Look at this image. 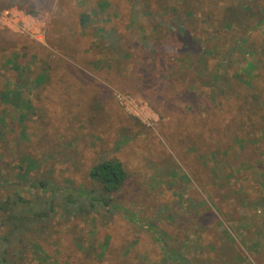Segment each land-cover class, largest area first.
<instances>
[{
    "label": "rangeland",
    "instance_id": "obj_1",
    "mask_svg": "<svg viewBox=\"0 0 264 264\" xmlns=\"http://www.w3.org/2000/svg\"><path fill=\"white\" fill-rule=\"evenodd\" d=\"M263 77L264 0H0V202L49 214L7 255L264 264ZM105 160L113 203L68 219L54 191L100 196Z\"/></svg>",
    "mask_w": 264,
    "mask_h": 264
},
{
    "label": "trees",
    "instance_id": "obj_2",
    "mask_svg": "<svg viewBox=\"0 0 264 264\" xmlns=\"http://www.w3.org/2000/svg\"><path fill=\"white\" fill-rule=\"evenodd\" d=\"M86 19L83 20L85 23ZM264 80V77H263ZM125 170L123 165L120 164L117 160H105L94 165L90 172V177L102 187V193L100 196H95V193L87 191L85 188L79 189H62L58 188L54 191V203L58 205V209H61L63 215L68 219L72 216H87L91 214V211L96 210V206L101 205L102 208H108L113 203V199L110 198V195L118 191L124 180H125ZM2 177L0 169V178ZM3 181L0 182V185ZM45 183L37 184L33 186L37 190L43 189ZM45 190L46 187H45ZM13 199L1 203L0 202V229L2 226L7 227V230L3 233H0V264H16L15 257L8 256L7 253L10 249L16 245L15 243L22 246V249L15 251L19 261L25 259V253L33 249L34 252H41L42 248L39 243L34 241L29 236H26L27 233L35 231V227L41 224H46L49 214L47 211L43 210V220L37 219L33 216H21L19 214L21 204H28L23 198ZM52 201V202H53ZM56 205V204H55ZM54 204L50 208V211L53 210ZM15 210L17 212H15ZM23 213V212H22ZM6 214L5 216H3ZM42 217V216H41ZM46 230L45 227L41 226L37 228L38 235ZM15 242H13V239ZM161 241V239H159ZM163 251L165 253L166 261H169L171 264H189L188 261L184 258V255L181 251H177L175 255L169 249V246L166 242L162 241ZM5 245H8V248H5ZM14 258V259H13Z\"/></svg>",
    "mask_w": 264,
    "mask_h": 264
}]
</instances>
